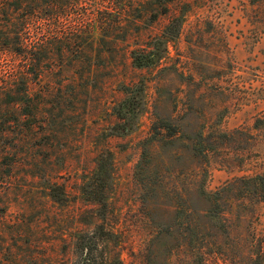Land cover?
Here are the masks:
<instances>
[{
    "label": "rangeland",
    "instance_id": "obj_1",
    "mask_svg": "<svg viewBox=\"0 0 264 264\" xmlns=\"http://www.w3.org/2000/svg\"><path fill=\"white\" fill-rule=\"evenodd\" d=\"M123 21L125 41L105 42L88 22L87 53L51 72L0 52V264H82L73 238L102 222L123 264H194L197 232L209 264H248L264 233V0H148ZM142 49L156 59L136 68Z\"/></svg>",
    "mask_w": 264,
    "mask_h": 264
},
{
    "label": "trees",
    "instance_id": "obj_2",
    "mask_svg": "<svg viewBox=\"0 0 264 264\" xmlns=\"http://www.w3.org/2000/svg\"><path fill=\"white\" fill-rule=\"evenodd\" d=\"M147 1L0 0V52L18 56L22 66L35 74L51 72L53 68L43 67L47 63L58 62L59 68H63L67 59L82 58L87 53L83 37L88 22L96 25L94 30L99 32L100 42L109 38H112L111 41L114 38L125 41V15L130 9H141ZM160 8L157 13L165 12L168 7L163 5ZM172 23L179 25L180 21L174 18ZM114 28H122L121 34L117 33L120 37L110 36ZM94 30L90 31L91 34ZM130 57L134 67L147 68L156 59V53L133 50ZM27 88L26 84L21 93L25 99L29 96ZM124 90L125 98L120 106L126 108L132 95L129 88ZM208 216L216 220L213 219L216 215L209 213ZM196 234L193 263L209 264V253L205 250L206 236ZM119 243L118 235L105 222L96 224L91 232L79 233L73 238L74 250L82 264H123ZM248 254V264H264V233L260 237L252 236Z\"/></svg>",
    "mask_w": 264,
    "mask_h": 264
}]
</instances>
